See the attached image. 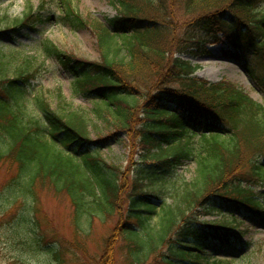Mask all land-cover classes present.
Segmentation results:
<instances>
[{
  "label": "trees",
  "instance_id": "1",
  "mask_svg": "<svg viewBox=\"0 0 264 264\" xmlns=\"http://www.w3.org/2000/svg\"><path fill=\"white\" fill-rule=\"evenodd\" d=\"M108 2L117 10L109 26L85 21L71 0H60L61 19L93 33L99 61L63 52L49 40L41 48L74 77L78 95L102 104L97 116L114 137H128L141 161L124 171L87 152L108 140L92 139L84 115L60 114L43 94L27 100L40 67L26 59L11 77L0 56V168L16 170L5 191L23 192L37 204V215L41 192L68 198L74 247L84 255L96 223L117 217L96 264H116L118 244L125 264H202L208 250L234 254L246 247L243 232L200 217L221 209L264 222V104L233 82L197 77L193 60L175 56L197 59L211 55L208 44H231L235 52L224 54L238 61L250 56L249 73L264 89V0ZM45 6L4 18L3 31L34 30L45 23ZM176 9L192 17L184 40ZM186 162L197 164L190 181L178 174ZM53 256L63 263L60 252Z\"/></svg>",
  "mask_w": 264,
  "mask_h": 264
},
{
  "label": "rangeland",
  "instance_id": "2",
  "mask_svg": "<svg viewBox=\"0 0 264 264\" xmlns=\"http://www.w3.org/2000/svg\"><path fill=\"white\" fill-rule=\"evenodd\" d=\"M76 12L85 20L99 21L109 26V20L117 16V10L108 0H71ZM45 6V23L34 30L21 29L18 33L5 30L4 18H22L28 6L39 10ZM60 0H0V56L5 58L11 77L16 68L29 59L33 69L39 68L36 78L30 83L27 100L40 94L60 114L80 113L90 125L91 137L94 140H108L96 150L88 149L89 153L98 155L107 163L122 167L124 171L132 169L133 163L141 161V151L132 149L127 136L114 137V130L107 122L96 114L101 108L94 98H86L75 91V79L66 72L56 59H47L42 51L43 41L49 40L59 50L88 60L99 61L100 54L96 39L88 27L77 29L61 19ZM174 21L178 26V38L184 40L191 33V16L182 9H176ZM199 36H202L200 34ZM210 56L193 58L189 55H176L186 60H193L199 66L196 76L211 83L227 80L243 89L255 101L264 104V89L249 73L254 66L250 56L238 61L225 55L224 52L235 51L231 44L210 45ZM124 56V55H123ZM103 108V107H102ZM32 114L30 108H26ZM39 120L36 114L31 115ZM197 169L196 162H186L180 167L178 174L184 180L190 181ZM16 170L8 173V166L0 168V264H58L54 253L60 252L62 264H96L104 249L103 238L108 236L118 224V218L112 223L102 225L96 223L94 233L83 244L86 255L79 251L71 225L72 207L66 197H55L44 191L39 194V214L35 205L21 191L17 196L5 191V185L15 177ZM125 200V210L128 202ZM35 205V206H34ZM218 209L210 216H201L202 222H223L233 226L234 233L243 232L246 247L239 248L234 254L216 252V249L206 252V261L202 264H212L215 261H229L231 264H264V222L258 218L249 219L236 212ZM123 246V243H121ZM167 249L165 250V253ZM116 264H125V253L117 246ZM182 264V263H180ZM192 264V263H184Z\"/></svg>",
  "mask_w": 264,
  "mask_h": 264
}]
</instances>
